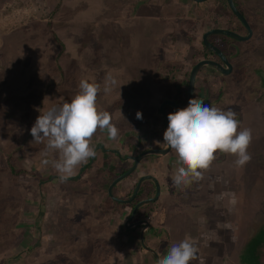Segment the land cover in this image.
Here are the masks:
<instances>
[{
  "label": "rangeland",
  "instance_id": "1",
  "mask_svg": "<svg viewBox=\"0 0 264 264\" xmlns=\"http://www.w3.org/2000/svg\"><path fill=\"white\" fill-rule=\"evenodd\" d=\"M165 1L147 0L148 7L144 0L137 5L136 0H60V14L52 16L55 7L50 6L58 0H0V264H108L122 249L121 241L108 231L111 221L105 222L108 229L96 228L94 221L90 229L96 217H110L112 210L124 208L114 200L116 190L111 196L94 175L90 179L89 170H96L97 180L103 181L102 170L92 168L98 166L94 160L107 157L103 169L108 174L105 167L131 162L121 146L116 154L109 152L116 141L128 147L139 138L147 150L160 114L155 110L158 92L175 96L170 70L198 65L203 49L199 33L205 25L199 20L205 8L217 16L221 13L212 0H174L173 7ZM242 10L256 30L254 37L238 41L213 35L212 39L228 41L224 50L236 69L218 76L204 68L206 76H198L195 98L232 110L240 127L251 129L252 159L236 167L233 156L218 152L203 179L186 187L172 182L177 167L171 160L176 157L173 151L160 157L164 164L155 172L165 187L171 184L179 203L168 220L172 234L166 227L158 232L163 244L171 235L190 239L198 248V259L190 264H240L246 245L264 226V0ZM182 12L188 17L183 32L181 21L168 29L156 20L158 15L178 18ZM173 45L181 49H172ZM108 76L117 83L105 93ZM161 78L166 82L158 86ZM82 79L99 85L97 108L111 114L119 136L110 141L106 132L98 131L92 142H104L105 148L88 160L89 167H78L75 175L61 182L51 164H44L46 159H58V153L44 155L46 142L33 143L30 129L40 115L38 109L71 102ZM138 111L142 120L136 119ZM176 111L166 107L167 115ZM132 135L137 136L133 141ZM149 167L140 173L153 171ZM185 217L187 223L182 222ZM207 249L218 262L207 258ZM130 259L127 264H139L137 258ZM262 259L264 264V252Z\"/></svg>",
  "mask_w": 264,
  "mask_h": 264
},
{
  "label": "clouds",
  "instance_id": "2",
  "mask_svg": "<svg viewBox=\"0 0 264 264\" xmlns=\"http://www.w3.org/2000/svg\"><path fill=\"white\" fill-rule=\"evenodd\" d=\"M116 83L114 78L108 76L105 93ZM78 89L71 102L46 111L38 109L40 115L30 129L33 143L46 142L44 155L48 151L58 153V159H46L44 164H51L61 182L75 175L80 165L96 156L92 138L98 131L106 132L110 141L117 140L119 136V129L112 123L111 114L97 108L99 85L82 79ZM142 118V113L138 111L136 119ZM167 119L163 144L177 157L172 182L178 187H186L203 179L204 172L212 166L218 152L233 156L236 167H243L252 159L248 152L252 131L240 127V121L232 110L211 107L201 99L194 98L189 100L186 108L169 113ZM133 175L135 172L129 177ZM197 254L198 248L185 238L171 244L167 254L159 258L156 264H190L198 259Z\"/></svg>",
  "mask_w": 264,
  "mask_h": 264
},
{
  "label": "crops",
  "instance_id": "3",
  "mask_svg": "<svg viewBox=\"0 0 264 264\" xmlns=\"http://www.w3.org/2000/svg\"><path fill=\"white\" fill-rule=\"evenodd\" d=\"M136 1L137 2L134 3V4L137 5V4H139L143 0H136ZM144 1H145L144 6H148V7L151 6L149 4V2H147V0H144ZM162 2H164V0H162ZM165 2L172 3L170 5H172V7H173L174 0H171V1L170 0H166ZM79 3H80V1H79ZM49 4L52 5V3H49ZM78 6H80V5H78ZM50 7L51 8L52 7H55L54 9H52L53 10L52 11L53 13H54V10L56 8H58V16H59L60 11L62 9V2H60V0H58V2L56 4H54V6H50ZM165 7H166V4H165V6H163V8L165 9ZM191 7H192V5H190V8ZM156 8H159V7H156ZM77 10H78V7H76V11ZM177 15H179V16H177ZM177 15L176 16L178 18H174V16L168 17L166 15H158V16H156V20L157 21L164 22L165 23L164 24L165 27L168 28V29H170V27L172 28L173 22L175 24H178V22L181 21L180 28L179 29H180V31L183 32V28H184L183 27V21L186 20V19H188L187 14L185 15L182 12V13L177 14ZM208 29L209 30H212V29H214V27L212 25H208L207 30ZM201 30H203V29H201ZM180 41L182 43V39H180ZM181 43L179 45H182ZM183 43H184V41H183ZM172 49H181V48H178V45L177 46L176 45H173ZM175 56H176V54H175ZM184 71H185V69H184ZM185 73H186L185 75L188 76V74L190 73V70L189 69H186ZM164 82H166V79L165 78H161L160 81H159L158 86H162L163 85L162 83H164ZM195 88H196V86H195ZM195 91H194V95H195ZM156 97H157V100H156L157 103H160L163 99L164 100L165 99H169L168 96L163 95V94H161L159 92H158V94H157ZM156 131H159V130H156ZM131 133L128 132L129 136L131 135ZM133 137H137V136L134 135ZM157 142H159V143H157ZM102 143H104V142H100L98 144L97 143L95 144L94 142H92V146L95 148V151H98L99 149H101V147L98 146V145H101ZM149 143H150V140H149V142L146 143V145L148 144V147H146L147 150H144V151H148L150 149H162V148H165L166 147V145L163 144V137L157 138L155 141H153V143H151V145ZM120 146H121V149H120ZM142 147L145 148V144L144 145L139 144L138 143V140L136 142L133 141V144L131 146L128 145V147H124L119 142L116 141L115 144L113 143V147H112V149H114V150H110L109 152L115 153V150H117V149L122 150L121 152H125V155L124 156H129L128 158H126L127 159L126 161L130 160L131 161L130 163H132V167H133L134 160L132 158L138 156L139 155L138 153L143 151L142 149H138V148H142ZM104 148H105V146H104ZM124 156H122V159L124 158ZM165 156H170V154L165 155ZM160 157L161 156H155V157H153V156L151 157L150 156V157H147L144 160L140 161V163L138 164L137 168L135 169V175H133L132 177H129L124 182L123 181L122 182H119L117 185H115L113 187V191L116 190V193L118 194L117 195V198L118 199H123V200L130 199L132 197L133 193H134L133 192L132 195H131V191L133 190V188L136 187L138 181L141 178H144L146 176H154L155 178L156 177L159 178L158 176H156V173L155 172H156L157 168L161 167L164 164V161H161L160 160ZM106 158L107 157H105V160L103 158H101L99 160H94L93 163L98 162V166H97V164L92 165V168H94L96 166L97 169L100 168L102 170V171H100V176L102 175L101 178L104 179L103 181H98L97 180L96 170H94L93 173H92V170H89V173L88 174L90 176V179H92L93 178V175H94V177H95L94 180L96 179V181L99 182L98 185L102 189L105 188L106 189V192H107L109 190L110 185L114 182V180L117 177L120 176V175L116 176V178L113 180L112 179L113 174H116V171L120 170L122 166H120V168H117V170L115 172L113 171V168H114L113 166H107V167H105V169H108V171L110 173V174H108L103 169V167L105 165H107ZM128 164L129 163H127L125 166H127ZM83 165H86V167H89V166H87L88 165V162L85 163V164L80 165L79 167H81ZM148 165H150L149 168L153 169V171H149L147 173H142L141 174L139 170L142 169L143 167L148 168ZM163 172H165V171H163ZM170 174L172 175V172ZM167 180H168V178H167ZM168 181H169V183H172L170 180H168ZM159 183H160V187H161L160 188V190H161L160 191V196H159V198L155 202H153V203H156L157 204V207L154 209V211L147 212V214L150 215V217H149L150 219H144L143 217H142L143 218L142 219L141 216H140V214L138 215V212L140 211V209L142 207L148 205V204L141 206L136 211L135 216L132 218V213H133L136 205L139 202H141V201L137 202L135 204L134 209H133L132 208L133 206H131V205L136 200V198H135L130 204L129 203H119L118 202L124 208V210H122L121 212H117V210L116 211H113L112 210V212L114 213V215H111L110 217L108 215L107 216H103L102 215L101 218L100 217L99 218L96 217L95 219L92 220V224L93 225L91 224V228L90 229H94V227H95L94 225L96 223L97 224V227L96 228H100V229H103V230L108 229V226L105 225V222L106 221H111L112 222V225L110 224L111 225V227H110L111 230H108V231H110V232L113 231L112 233H114L115 240H120L121 241L120 242L121 243L120 246H121L122 249L120 251L119 250L116 251V255H117L116 258L115 259H112L111 260V263H108V264H127V262H129V259L130 258H137L139 264H156V259H155L154 255L150 251H148L147 249H145V248L144 249L146 251L142 250V246H143V244L141 242L142 239L139 238V237L142 236V234L144 235V239H145V243H146L147 247L149 249L155 251L156 253H158L159 258H163V256H165L167 254L168 247H170L171 244L177 243V242H179V241L182 240V238L172 237V235H171V237H169V239H168L169 242L167 244H163V237L158 232L160 230L159 228L166 227V228L169 229V231H171L170 234H172V228H171V226L168 225V220H171V218L173 216V212L172 211L174 210V212H175V210L177 209L178 204H179L176 201V195L177 194L173 193L172 190H170L171 189L170 188V185L167 183L168 186L165 187V185L163 184V182L161 180H159ZM150 204H152V203H150ZM115 206H112L111 208H113ZM161 207L162 208L164 207V208L167 209V212H165V215H161L162 210H163ZM113 209H115V208H113ZM135 220H141V221H135ZM144 221H147L149 223V226H148V228H147L146 231H143V229L145 228ZM182 222L187 223L188 222V218L185 217ZM186 225L184 226V228H186ZM127 229H130V231H131L130 234L127 232ZM128 234H129V236H128ZM133 235H135V236H133ZM185 235H186V233H185ZM129 237H135L137 240H134L133 241L131 238L129 239ZM107 238H111V234L108 235ZM183 238H184V236H183ZM128 239L129 240H132L133 242H130V244H128V242H129ZM139 239H141V241H139ZM142 253H144V255ZM150 253L153 256L150 255ZM212 254H213V251L207 249V253H206L207 258L209 259V256H210V260L212 262H214L213 261L214 259L216 260V262H218L219 257H215V256L213 257ZM140 256L143 258L142 261L140 260L141 259ZM262 261H263V259L261 257V262ZM191 264H195V263L193 262ZM240 264H242V263L240 262Z\"/></svg>",
  "mask_w": 264,
  "mask_h": 264
},
{
  "label": "flooded vegetation",
  "instance_id": "4",
  "mask_svg": "<svg viewBox=\"0 0 264 264\" xmlns=\"http://www.w3.org/2000/svg\"><path fill=\"white\" fill-rule=\"evenodd\" d=\"M208 1H211V0H208ZM227 2V0H213V2L215 3V7L216 6H219L222 2ZM251 1H253V0H249V2H246V0H233V2H234V4H235V6H236V8L244 15V17L246 18V20H247V22H248V19H247V17L245 16V13H244V11L242 10V8L244 7V6H247V5H249V6H252V3L253 2H251ZM254 3L256 4V0H254ZM227 5H228V8H225L226 10H225V12H222L221 11V13H220V15L219 16H217L216 15V12L214 11V10H208V8H206V9H204V18L203 19H200L199 21H201V23L204 25V28H203V30H201V33H199L200 34V36H204L208 31H210L209 29L207 30V27H208V25H210V24H212V26L214 27V29H223V30H228V31H232V32H234V33H237L238 35H240V36H242V37H246V35L248 36V30H247V28L245 27V25L240 21V19L234 14V12L232 11V9L230 8V6H229V4H228V2H227ZM254 8V7H253ZM259 10H260V8H258ZM228 10L230 11V16L229 15H227L228 14ZM209 19V20H208ZM235 20H238L239 21V23H241V25L243 26V28L246 30V32H244V33H242L241 32V30H240V27H239V25H237V22L235 21ZM208 21H209V23H208ZM248 24H249V26H250V28L252 29V34H251V36H250V38L249 39H251V38H253L254 37V35H255V29L253 28V26H252V24L250 23V22H248ZM200 26H202V25H200ZM194 29H196L197 30V28L195 27ZM260 31H262L263 32V29H261L260 27L258 28ZM222 35V34H221ZM220 35V36H221ZM215 36H219V35H215ZM215 36H210L209 38H208V40H209V42L212 44V45H214L219 51H221L222 52V54L224 55V57L228 60V62H229V64H230V66H231V68H229L225 63H224V60L222 59V57L218 54V53H215L214 51H212V50H210V49H208V48H206L205 47V45H204V43H203V37H202V42H201V45H202V48L203 49H200V51H199V49H196L197 50V52L199 51L200 52V54H201V57H200V61H198L197 62V64L199 63V62H201V61H205V60H207V61H213V62H216V63H218L219 65H221L222 66V68H223V70L225 69V71H226V73H224V71L222 70V69H219L218 67H215V66H211V65H203L199 70H198V73H197V77H196V84H195V86L197 85V80H198V76L201 74V76H206V71L204 70V68H208V69H211L210 71H211V73L213 74V75H224V76H228V75H231V74H233L234 72H235V66H234V64L230 61V58L228 57V54L225 52V50H224V48H225V46L228 44V41H225V39L224 38H222V37H219L218 39H212V37H215ZM226 37H230V36H227L226 35ZM230 38H233V37H230ZM235 39V38H234ZM248 39V40H249ZM238 41H247V40H238ZM198 54V53H197ZM196 66V64H194V66H193V68ZM193 68H191L190 69V73L188 74V76L187 75H185L186 73H185V71L184 70H176V69H172V70H170V74H172V77H173V79L175 80V82H174V84H175V91H174V93L172 94V95H175L174 97H169L170 99L169 100H172V101H175L174 99L176 98V94L178 93V91H179V88L177 89L176 88V86H181L184 82H185V80H187L188 81V84H189V80H190V75H191V72H192V70H193ZM204 70V72H202ZM225 83V82H224ZM195 90H196V88H195ZM196 93V92H195ZM165 100L163 99L162 101H161V103L160 104H162L163 102H164ZM188 102V101H187ZM187 105V104H186ZM186 105H184V106H186ZM160 106V105H159ZM160 108V107H159ZM164 123V122H163ZM161 128V127H160ZM164 129H165V124H164ZM159 130V129H158ZM165 132V131H164ZM163 137V133H162V130H159V131H157L156 132V130H154V132H152L151 134H150V140H152V141H155L158 137ZM138 140V143L139 144H142L141 143V141H140V139L138 138L137 139ZM138 149H142L143 151H144V148L142 147V148H138ZM143 151L142 152H139L138 154L140 155L141 153H143ZM145 152V151H144ZM171 152H172V150L170 151V156H171ZM137 154V155H138ZM174 156V155H173ZM134 158V157H133ZM173 159V161L176 163L177 162V157H172L171 158V160ZM177 165V164H176ZM130 168H132V166L130 167ZM125 174V173H124ZM124 174H122V175H124ZM122 175H120V176H122ZM129 178V177H128ZM128 178H126L125 180H123V182L124 181H126ZM157 178V177H156ZM158 179V182H159V178H157ZM171 185V184H170ZM135 189H136V187H135ZM140 190V189H139ZM171 190V189H170ZM139 192L140 191H138V193H137V195H136V197L138 196V194H139ZM172 192L173 193H175L173 190H172ZM125 200H128V199H125ZM147 200V199H146ZM140 201H142V200H140ZM130 204V203H129ZM134 207H135V205L132 207L133 209H134ZM135 221H141V220H135ZM128 236H129V234H128ZM133 236H135V235H133ZM132 239L133 241L134 240H137L135 237H129V239ZM139 238H141V237H139ZM128 239V240H129ZM132 240H129V241H131V242H133ZM139 241H141V239H139ZM144 241H145V239H144ZM137 242V241H136ZM142 242V241H141ZM151 254V253H150Z\"/></svg>",
  "mask_w": 264,
  "mask_h": 264
},
{
  "label": "water",
  "instance_id": "5",
  "mask_svg": "<svg viewBox=\"0 0 264 264\" xmlns=\"http://www.w3.org/2000/svg\"><path fill=\"white\" fill-rule=\"evenodd\" d=\"M195 2L197 3H204V2H207L208 0H194ZM230 8L232 9V11L234 12V14L240 19V21L245 25V27L247 28L248 30V36L247 37H242L240 35H238L237 33H234L232 31H228V30H223V29H212L210 31H208L204 36H203V43L205 45L206 48L214 51L215 53H218L222 59L224 60V63L229 67L231 68L228 60L224 57V55L222 54L221 51H219L214 45H212L208 38L212 35H227V36H230V37H233L235 39H238V40H248L252 34V29L250 28L246 18L244 17V15L236 8L233 0H227ZM203 65H211V66H215V67H218L219 69H222V66L219 65L218 63L216 62H213V61H207V60H203L201 62L198 63V65H196L192 72H191V77H190V80H189V84H188V102L190 99H194L195 98V95H194V91H195V83H196V77H197V73H198V70L203 66ZM224 73H226L225 69L223 70ZM188 102H187V105L186 106H181L179 105L178 103H176L175 101H172V100H165L161 105H160V108H159V112H160V116L162 118V120L164 121V124H165V130L167 129L168 127V115L166 113V107L167 106H170V107H173L174 109H176L177 111L180 110V109H183V108H186L188 106ZM101 148H104V145H100ZM171 149H169L167 146L165 148H162V149H150L148 151H145L143 153H141L140 155L132 158L134 160V165L133 167L127 171L124 175L122 176H119L117 177L114 182L110 185L109 187V194L112 196L113 195V187L115 185H117L119 182H122L123 180H125L126 178H128L129 176H131L134 172H135V169L137 168L138 164L140 163V161L144 160L145 158L147 157H155V156H165V155H168L170 153ZM152 181L157 190H156V196L152 199H147V200H143L141 202H139L133 213H132V218L135 216V213L136 211L143 205H146V204H150V203H153L155 202L159 196H160V185L157 181V179L153 176H146L144 178H141L138 183H137V186H136V189L134 191V194L132 195V197L128 200H123V199H118V198H114L115 201L119 202V203H131L135 198H136V195L139 191V189L141 188V185L143 184L144 181ZM144 225H145V228L143 229V231H146L148 226H149V223L147 221H144ZM141 239H142V244H143V247L145 249H147L148 251H150L156 261L159 259V255L158 253H156L155 251L149 249L144 241V235L142 234L141 236Z\"/></svg>",
  "mask_w": 264,
  "mask_h": 264
},
{
  "label": "trees",
  "instance_id": "6",
  "mask_svg": "<svg viewBox=\"0 0 264 264\" xmlns=\"http://www.w3.org/2000/svg\"><path fill=\"white\" fill-rule=\"evenodd\" d=\"M246 2H249V0H246ZM251 2H254V0ZM219 8L222 12H225V10H226L225 8H228L227 2H225V1L222 2L219 5ZM57 11H58V9H55L54 13H52L51 15L52 16L57 15L58 14ZM49 25H50V23H49ZM176 88L177 89L179 88V91L176 94V98L174 99L175 102L181 106L186 105L187 101H188V95H187L188 94V81L185 80V82L181 86L178 85V86H176ZM160 103L157 104V107H155V110L157 109V111H156L157 114H159ZM155 120L157 123L156 130H158V129L162 130V133L164 134V131H165L164 123L161 120L160 114H159V117H155ZM133 139H134V137L131 138L132 141H133ZM134 141L136 142L135 139H134ZM131 166H132V163H129L127 166H122L121 169L118 171H116V170H117V168H120V167L119 166L114 167L113 171L114 172L116 171V174H113L112 179L114 180L116 178V176L126 173L130 169ZM21 174H22V172H20L18 174L16 173V175H21ZM134 191H135V188H133V190L131 191V195ZM139 191L140 192H139L138 196L136 197V200L133 202V204L131 206H134L140 200L151 199V198L155 197L156 186L152 181H147V182H144L142 184ZM156 207H157L156 203L148 204V205H146L140 209V211L138 212V215L140 214L141 218L143 217L144 219H150L149 218L150 215L147 214V212L154 211V209ZM162 209L163 210H162L161 215H165V212H167V209L164 207ZM127 232L130 234V232H131L130 229H127ZM142 250L145 251L143 246H142ZM263 252H264V226H262V228L256 230V234L252 237V239L246 245V247H245V249L241 255V263L242 264H262L261 257H262Z\"/></svg>",
  "mask_w": 264,
  "mask_h": 264
}]
</instances>
